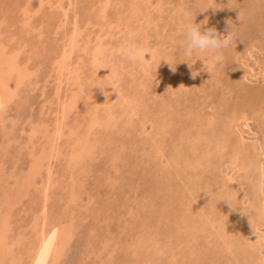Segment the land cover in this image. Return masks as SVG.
I'll list each match as a JSON object with an SVG mask.
<instances>
[{
  "label": "rangeland",
  "instance_id": "rangeland-1",
  "mask_svg": "<svg viewBox=\"0 0 264 264\" xmlns=\"http://www.w3.org/2000/svg\"><path fill=\"white\" fill-rule=\"evenodd\" d=\"M0 96V264H264V0H0Z\"/></svg>",
  "mask_w": 264,
  "mask_h": 264
},
{
  "label": "clouds",
  "instance_id": "clouds-1",
  "mask_svg": "<svg viewBox=\"0 0 264 264\" xmlns=\"http://www.w3.org/2000/svg\"><path fill=\"white\" fill-rule=\"evenodd\" d=\"M203 24H207V20L203 21ZM228 24L229 29L227 35H222L214 27L203 29L202 24L189 23L185 25L184 44L180 55L184 58V61L188 63L190 68L192 67V64L189 63L188 60L194 55L208 52L219 53L232 46L233 27L230 22H228ZM135 35V32L130 31L127 37L128 40H133ZM147 51L148 50L142 46L129 44L124 49V56L129 63L137 64L143 61ZM164 61H166L171 66L173 71L175 70V67L171 62L168 60ZM199 61L203 62L204 68L207 67V64L203 58H200ZM195 76L196 75L194 72L193 78H195ZM7 107L8 103L6 97L0 96V113H3ZM251 171L254 177L252 189L256 194L264 197V161L251 165Z\"/></svg>",
  "mask_w": 264,
  "mask_h": 264
},
{
  "label": "bare ground",
  "instance_id": "bare-ground-1",
  "mask_svg": "<svg viewBox=\"0 0 264 264\" xmlns=\"http://www.w3.org/2000/svg\"><path fill=\"white\" fill-rule=\"evenodd\" d=\"M76 76V75H75ZM108 76V75H107ZM133 105V104H132ZM131 105V106H132ZM139 106V105H138ZM126 108V107H125ZM243 117V116H242ZM242 119H244V120H247L248 118L246 117V116H244V118H242ZM231 124V123H230ZM232 126H233V124H231ZM230 133V132H229ZM242 143V142H241ZM240 148V147H239ZM220 151V150H219ZM221 151H222V149H221ZM237 151V150H236ZM238 152V151H237ZM241 154V153H240ZM236 158V157H235ZM233 160H234V158H233ZM239 161V160H238ZM239 164V163H238ZM241 165V164H240ZM242 165H244V164H242ZM240 167V166H239ZM234 168V167H233ZM235 169V168H234ZM233 170V169H232ZM231 181V180H230ZM49 183V182H48ZM264 198V197H263ZM261 209H264V199L262 200V202H261ZM177 222V221H176ZM5 227V226H4ZM53 228V227H52ZM191 229V228H190ZM201 229H203V228H201ZM257 231V230H256ZM52 232V231H51ZM43 235H45L44 233H43ZM41 236V235H40ZM38 239V238H37ZM40 239V238H39ZM44 239V238H43ZM260 239V238H259ZM41 240V239H40ZM261 240V239H260ZM38 241V240H37ZM44 241V240H43ZM264 241V240H263ZM41 242V241H40ZM43 243V242H42ZM45 243V242H44ZM39 245H41L40 243H39ZM43 246H45V244L43 245ZM1 248V247H0ZM40 248V247H39ZM45 249H46V246H45ZM47 249H48V247H47ZM46 249V250H47ZM49 250V249H48ZM47 250V251H48ZM54 250V249H53ZM43 251V250H42ZM50 252V251H49ZM53 252V251H52ZM38 253V252H37ZM40 253V252H39ZM55 253V252H54ZM58 255V254H57ZM49 256V255H48ZM258 256V255H257ZM6 257V256H5ZM8 258V257H7ZM49 258H50V256H49ZM21 259V258H20ZM46 260H47V253H43V254H41L40 256H39V259L38 260H36V262H35V264H46ZM24 261V260H23ZM25 264V263H24Z\"/></svg>",
  "mask_w": 264,
  "mask_h": 264
}]
</instances>
